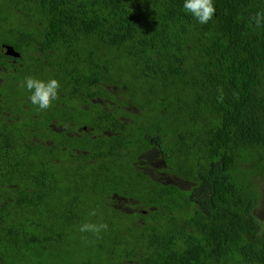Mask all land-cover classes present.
Wrapping results in <instances>:
<instances>
[{"label": "trees", "instance_id": "1", "mask_svg": "<svg viewBox=\"0 0 264 264\" xmlns=\"http://www.w3.org/2000/svg\"><path fill=\"white\" fill-rule=\"evenodd\" d=\"M214 6L0 0V264H264V0Z\"/></svg>", "mask_w": 264, "mask_h": 264}, {"label": "clouds", "instance_id": "2", "mask_svg": "<svg viewBox=\"0 0 264 264\" xmlns=\"http://www.w3.org/2000/svg\"><path fill=\"white\" fill-rule=\"evenodd\" d=\"M183 9L190 14L199 24H207L214 16L215 6L214 0H183ZM256 23L260 24L264 20V15L257 14ZM22 87L26 88L29 95V100L33 105H36L40 110H48L53 102L59 99L60 82L55 78L40 79L33 76H27L22 82ZM91 216L96 215L93 210L89 213ZM106 223H83L79 226L81 233L98 234L106 230Z\"/></svg>", "mask_w": 264, "mask_h": 264}, {"label": "flooded vegetation", "instance_id": "3", "mask_svg": "<svg viewBox=\"0 0 264 264\" xmlns=\"http://www.w3.org/2000/svg\"><path fill=\"white\" fill-rule=\"evenodd\" d=\"M7 48H9L8 46H2V53H3V56L7 59H5V61L3 59H1V62H0V71H3V70H6V69H9L11 66H14L16 65L14 61H12L11 59H9V55L7 54ZM14 51V50H13Z\"/></svg>", "mask_w": 264, "mask_h": 264}, {"label": "rangeland", "instance_id": "4", "mask_svg": "<svg viewBox=\"0 0 264 264\" xmlns=\"http://www.w3.org/2000/svg\"><path fill=\"white\" fill-rule=\"evenodd\" d=\"M257 216L259 218V221L264 225V208L258 211Z\"/></svg>", "mask_w": 264, "mask_h": 264}, {"label": "water", "instance_id": "5", "mask_svg": "<svg viewBox=\"0 0 264 264\" xmlns=\"http://www.w3.org/2000/svg\"><path fill=\"white\" fill-rule=\"evenodd\" d=\"M7 54L9 55V56H14V57H18L19 55L17 54V53H15L14 51H13V49L12 48H7Z\"/></svg>", "mask_w": 264, "mask_h": 264}]
</instances>
